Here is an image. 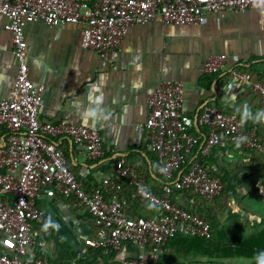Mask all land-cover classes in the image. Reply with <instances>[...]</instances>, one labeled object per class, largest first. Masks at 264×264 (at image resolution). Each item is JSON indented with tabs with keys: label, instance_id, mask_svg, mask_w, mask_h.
Masks as SVG:
<instances>
[{
	"label": "crops",
	"instance_id": "1",
	"mask_svg": "<svg viewBox=\"0 0 264 264\" xmlns=\"http://www.w3.org/2000/svg\"><path fill=\"white\" fill-rule=\"evenodd\" d=\"M85 26V20L63 26L35 20L27 24L26 36L30 75L37 83L45 84L41 109L44 121L67 118L83 123L81 102L94 89L96 94H103L104 107L113 114L106 124H87L98 128L103 136L107 154L99 160L89 158L84 144L71 137L56 139L71 168L86 185L117 175L120 166L131 165L145 175L152 190L163 192L164 176L153 168L154 164L160 165L158 156L150 148L148 130L139 125L150 116L149 93L164 79L185 82L184 109L190 115L209 103L240 116L237 109L245 104L253 113L264 109L251 82L233 80L227 71H203L212 54L226 53L230 66L241 65L255 78L264 80L263 7L212 11L203 23L155 19L133 24L109 59L82 45ZM18 69L9 18L0 13V98L18 97ZM246 125L256 128L264 139V124L249 120ZM198 130L206 131L193 129ZM198 153L195 147L190 160ZM204 159L223 176V194L216 200L204 199L192 191L174 197L208 217L214 236L202 239L179 233L165 244L159 264H255L256 255L264 251V152L222 143ZM132 192L128 186L124 194L131 200L134 215L158 212L157 206L135 199ZM38 204L42 220L34 224V240L27 254L30 259L47 256L54 264L72 259L79 264H116L150 252V246L142 248L131 243L116 252L87 246L84 240L95 231L94 218L77 198L60 194L54 185L43 188ZM49 216L59 224L58 229H44ZM13 251V242L0 230V253Z\"/></svg>",
	"mask_w": 264,
	"mask_h": 264
},
{
	"label": "built area",
	"instance_id": "2",
	"mask_svg": "<svg viewBox=\"0 0 264 264\" xmlns=\"http://www.w3.org/2000/svg\"><path fill=\"white\" fill-rule=\"evenodd\" d=\"M263 7L258 0H0V13L9 18L14 52L18 60L15 89L18 97L0 98V230L13 242L11 254L0 253V264H54L47 256L30 259L28 249L34 240V224L42 220L38 204L43 188L54 185L67 197H75L95 222V231L85 244L116 252L126 244L146 248L142 256H130L116 264H159L165 244L179 233L212 239L211 222L174 195L192 191L216 200L224 192L223 176L205 162L220 144L264 152V139L256 128H249L241 116L215 103L206 104L196 115L184 109L186 85L181 79H164L149 93L148 121L139 127L148 130L149 145L161 166H166L163 192H155L136 167L123 165L117 175H108L86 185L71 168L69 159L56 139L71 137L84 144L87 156L99 160L107 148L101 131L84 123L62 118L44 121V83L30 75L26 26L43 20L63 26L85 20L82 38L85 48L109 59L122 43L131 25L161 19L165 23H203L212 11L246 10ZM206 74L227 71L230 78L251 82L264 106V80L241 65L230 66L226 53L212 54L204 63ZM205 128L206 131H193ZM195 147L199 153L190 160ZM133 188L135 199L158 207L151 216L132 213L131 200L124 194ZM143 187L144 191H141ZM65 264H79L77 259Z\"/></svg>",
	"mask_w": 264,
	"mask_h": 264
},
{
	"label": "clouds",
	"instance_id": "3",
	"mask_svg": "<svg viewBox=\"0 0 264 264\" xmlns=\"http://www.w3.org/2000/svg\"><path fill=\"white\" fill-rule=\"evenodd\" d=\"M259 5H264V0H258ZM97 90L89 92L84 101L81 102L82 105V121L85 124L96 125V124H106L113 117L110 110L104 107V97L103 94H96ZM241 113V118L244 123L249 120L254 124H264V109H260L253 113L250 106L245 104L242 105L240 109H237ZM246 138H237V146L242 143ZM154 171L159 170L163 174H167L168 169L166 166H161L159 164L153 165ZM141 191H144L141 187ZM149 208L153 207L152 204L148 205ZM50 226L59 228V224L52 221L49 216L44 222V229ZM255 264H264V251L259 252L255 257Z\"/></svg>",
	"mask_w": 264,
	"mask_h": 264
},
{
	"label": "trees",
	"instance_id": "4",
	"mask_svg": "<svg viewBox=\"0 0 264 264\" xmlns=\"http://www.w3.org/2000/svg\"><path fill=\"white\" fill-rule=\"evenodd\" d=\"M137 200H140V199H137ZM196 212H198L196 209H194ZM198 213H200V212H198ZM201 214V213H200ZM203 217H205L206 219H208V220H210L208 217H206V216H204L203 214H201ZM213 227V226H212ZM213 229V228H212ZM195 238H201V237H195ZM202 239H204V238H202Z\"/></svg>",
	"mask_w": 264,
	"mask_h": 264
},
{
	"label": "rangeland",
	"instance_id": "5",
	"mask_svg": "<svg viewBox=\"0 0 264 264\" xmlns=\"http://www.w3.org/2000/svg\"><path fill=\"white\" fill-rule=\"evenodd\" d=\"M213 220H214V216H212Z\"/></svg>",
	"mask_w": 264,
	"mask_h": 264
}]
</instances>
